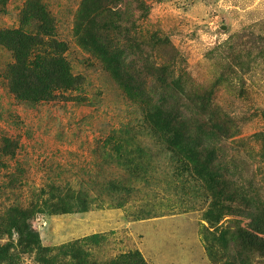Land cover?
<instances>
[{
	"label": "rangeland",
	"instance_id": "obj_1",
	"mask_svg": "<svg viewBox=\"0 0 264 264\" xmlns=\"http://www.w3.org/2000/svg\"><path fill=\"white\" fill-rule=\"evenodd\" d=\"M29 1L0 2V29L23 25L36 57L67 42L61 54L79 84L46 100L20 98L9 85L15 54L0 45V244H9L0 264H79L84 253L61 250L73 242L99 264L136 249L149 264H264V252L241 243L208 253L209 180L183 170L152 128L156 108L200 106L193 118L228 123L230 137L194 144L217 143V173L235 192L230 207L264 211V0H39L53 18L48 33L36 18L23 23ZM142 161L148 170L135 175L130 165ZM112 185L121 190L107 191ZM63 201L77 204L54 212ZM17 207L49 252L9 231L4 218ZM238 220L250 223L228 213L218 225L233 232ZM94 234L102 238L85 244Z\"/></svg>",
	"mask_w": 264,
	"mask_h": 264
},
{
	"label": "trees",
	"instance_id": "obj_2",
	"mask_svg": "<svg viewBox=\"0 0 264 264\" xmlns=\"http://www.w3.org/2000/svg\"><path fill=\"white\" fill-rule=\"evenodd\" d=\"M9 0H0L2 5H6ZM36 18L41 22V28L44 33H48L50 30H53V18L49 15L46 6L39 0H30L27 3L24 17V24L30 21L31 19ZM0 45H4L11 49L15 54V62L9 66L8 75H9V85L11 91H13L18 97L33 100L41 101L50 99L53 96L54 90L57 89H73L79 84L78 78L73 74L70 62L66 57L61 53L68 50L69 45L65 41H55L51 43V46L56 49H59L60 54H52L53 51L43 50L42 55L36 57L37 54L35 47L37 48V41L35 37L26 31V29L21 25L18 28H4L0 29ZM39 59L38 68L33 69L32 63L33 59ZM116 57L108 56L106 57V62L115 61ZM116 69L117 65H110ZM180 83L174 81L172 83V94L179 93ZM177 92V93H176ZM203 95L196 96V93L193 94V99L198 104V99H201ZM200 107V106H199ZM199 107H195L196 111L191 113L188 112L189 108L182 111H176L171 109L170 114H166L162 111L161 108H156L157 111L154 116V123L152 128L156 133L158 138L164 137L167 138V143L170 145V150L175 155H180L184 160V168L191 166L193 174H199V177H205V180L209 183L206 184V188L211 191L212 198L208 203L207 209L204 211L205 217L210 223V227L213 228V231L205 233L206 237L205 242L208 244L207 250L212 256L217 255L216 251L213 249L216 247L215 244L225 245L224 247L229 246L231 242L236 244L241 243L242 245H250L252 248L264 252V211H252L246 210L241 207L235 206L230 207L228 203L225 202L226 196L227 199H233L235 196L234 190H228L229 181L223 178V175L218 172L217 160H213L215 153V145L217 143L211 144L208 143L207 146L204 143L198 142L194 144L196 139H216L221 135L226 136L232 134L228 123L220 122L219 125L213 118H207L206 121L201 118H193L192 115L199 113ZM176 115V117H170L169 115ZM215 123V125H213ZM219 133V136H217ZM221 133V135H220ZM8 147L10 145V139H5ZM198 141V140H197ZM206 141V140H204ZM142 157V155H140ZM132 161H128L127 166ZM142 162H139L135 167L130 169L137 174H142L143 171L148 170V166H145ZM188 166V167H187ZM217 173V174H216ZM124 188V187H122ZM110 190H121V187L112 185L111 188H107V191ZM227 194V195H225ZM225 195V196H224ZM68 197H73L68 194ZM62 207L57 205L53 206L54 212H66L73 211L76 207V204H70L68 201H63ZM56 206V207H55ZM80 210H88L90 205L86 199H81L78 203ZM241 208L242 211H239ZM60 210V211H58ZM11 217L4 218L5 222L9 224V231L15 230L18 232L20 239L27 242L29 246H33L36 249L41 250H50L46 247H41V242L38 233L32 228L30 224V217L27 214V211H24L22 208L17 207ZM244 211V213H243ZM228 213L230 215L237 214L243 215L245 218L250 219V223L247 224V227H243L237 221V225L234 228V231H230V228H223L222 224L218 225L224 216ZM7 219V221H6ZM212 236V237H211ZM237 237V238H236ZM98 238L97 234L84 237L85 244L96 243ZM240 244V245H241ZM78 243H67L62 246L61 250L67 252H72L75 257H78V254L81 252L84 253L83 262L79 264H99L96 261H93L89 257V253L85 252L82 249L78 248ZM241 245V246H242ZM75 246V247H74ZM82 246V245H81ZM69 248H72L71 250ZM76 248L75 250H73ZM9 249V244L2 245L0 244V258H5L2 254H6ZM54 248H52L53 250ZM49 252V251H48ZM49 262L52 263V260L49 259ZM65 264H69L65 262ZM107 264H149L138 249L132 250L129 252H123L118 256L114 257ZM225 264H237L236 261H226Z\"/></svg>",
	"mask_w": 264,
	"mask_h": 264
}]
</instances>
